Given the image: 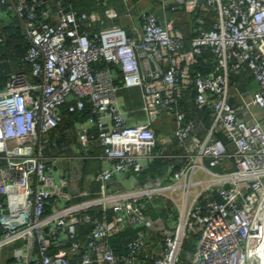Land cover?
Returning a JSON list of instances; mask_svg holds the SVG:
<instances>
[{
    "label": "built area",
    "instance_id": "built-area-1",
    "mask_svg": "<svg viewBox=\"0 0 264 264\" xmlns=\"http://www.w3.org/2000/svg\"><path fill=\"white\" fill-rule=\"evenodd\" d=\"M6 1L0 27L10 14L20 22L30 68L0 83V254L13 250L0 264H27L30 238V264H264V0H123L135 13L126 26L106 25L112 7ZM245 69L256 86L237 92L231 77ZM125 88L140 90L144 120L130 122ZM86 105L73 121L77 148L60 149L58 128ZM81 160L107 163L89 179L96 199L70 191ZM157 160L168 169L150 175ZM116 173L136 181L115 187ZM99 203L100 216L87 210ZM160 206L158 227L150 210ZM82 223L92 225L84 243ZM127 228L134 235L116 252L107 238Z\"/></svg>",
    "mask_w": 264,
    "mask_h": 264
},
{
    "label": "trees",
    "instance_id": "trees-1",
    "mask_svg": "<svg viewBox=\"0 0 264 264\" xmlns=\"http://www.w3.org/2000/svg\"><path fill=\"white\" fill-rule=\"evenodd\" d=\"M61 1L65 6L64 7L65 10L74 9L78 12L81 10H86L87 12L88 11L90 12L91 10H98L100 13L104 14V10L106 8L112 7L117 11L118 14L121 13L122 11L123 12L125 11V4L123 0H108L107 2H103V3H99L94 0H61ZM6 4L7 1L5 2V4L0 2V10H4ZM0 35H3V40L0 41V83H3L7 79L8 74L11 72L29 71L30 65L22 60V57L24 56L25 51L29 46V40L20 22L12 14L9 15V19L7 23L0 27ZM122 91L124 92L127 98L129 97L128 100H132L133 103H136V101L140 99V92L138 88H125L122 89ZM89 112H90L89 106L86 105L81 112L69 113L68 115H66L67 125H70L71 126L70 128L73 129V121L74 122L83 121L84 118H86V116L89 114ZM64 128L65 130L68 129L66 126ZM59 130L61 131L60 127L58 128V131ZM90 132H92L90 136L91 135L94 136L96 133L95 128H92ZM92 138H95V136ZM100 150H101L100 147L98 146L95 147V151H100ZM157 161L162 162L160 160ZM149 168L150 167H148V169ZM89 197H91V195L88 197L82 196L83 199H89ZM147 204H151V203H147ZM87 210L97 216H100L102 214V211L99 208L98 204L91 205L90 207H88ZM150 213L151 215L154 214L152 210H150ZM156 216L160 217L161 219L164 218V212L161 206L157 210V213L155 212L154 217ZM91 227L92 225L90 223H82L77 225L76 238L81 243H84L86 241L87 235L91 230ZM153 229H151L150 231L154 232ZM133 235H134V229L127 228L126 230L121 231L119 233L109 235L107 239L111 247L116 252H122L126 250V244ZM22 243H24L23 240H18L14 243V245L19 246ZM183 245L185 247H192V241L185 240Z\"/></svg>",
    "mask_w": 264,
    "mask_h": 264
},
{
    "label": "crops",
    "instance_id": "crops-1",
    "mask_svg": "<svg viewBox=\"0 0 264 264\" xmlns=\"http://www.w3.org/2000/svg\"><path fill=\"white\" fill-rule=\"evenodd\" d=\"M81 11L87 12L86 10H81ZM231 78L235 84L234 85L235 91L237 92L248 93L251 91V89H253L256 86V83L253 77L251 76V74L248 72L247 69L240 71L239 73L233 75ZM128 98L125 96L122 90L118 92L119 102L125 108L129 110H132V109L134 110L131 113L133 116H131L130 122L144 120L145 119L144 114L139 109V107L141 106V97L138 101H136V103H133L132 100H128ZM231 102L235 105V107L239 109V113L244 112L243 110L244 104L242 101L240 102L235 97V99L233 98ZM253 110H257V109L253 108ZM257 113L259 116H261L260 120L264 124V115H262V112L259 110H257ZM241 114H244V113H241ZM65 126L68 128L67 130H65L64 128ZM70 127L71 126L67 125V123H63L60 126L61 131L60 130L58 131L59 133L57 135L56 142L58 144V147L62 150L65 149V147L67 148L70 147L71 150H72V147L74 148V150L77 148V137L74 134V130ZM170 130H171L170 124L165 123L162 127H158L157 134L161 135L163 133H168L170 132ZM90 133L92 134V132ZM106 164L107 163L104 160H81L79 162L77 161L76 163L72 164V167H74L75 175L77 174L74 179L73 185L70 187V191L74 195V198L75 196L77 198V199H74V201H77V200L84 201V200L96 199L97 197H99L100 189L98 188L97 183L90 184L89 179L93 172L95 173L101 170L102 168L106 167L107 166ZM148 167L150 168L148 169ZM145 168L147 169V172L153 176L162 175L163 173H166L168 169L165 162H158V161H152L148 163ZM135 181H136V177L134 173H126V174L116 173L112 176L109 183L115 187H120V186L127 187V186H131V184L134 183ZM72 188L74 191H72ZM90 195L91 197H89V199L82 198V196L88 197ZM98 206L100 209L102 208V205L100 203L98 204ZM154 216H155V213L151 216L150 219L152 221L156 220V222L158 223V227H160L162 219L160 217H157V216L154 217ZM24 244H25V241L21 245H24ZM187 249L193 250V247H187ZM12 252H13L12 248L4 249V251L0 254V256L2 255L1 260L12 261L13 259L10 258V256L12 255ZM8 255H9V258H8Z\"/></svg>",
    "mask_w": 264,
    "mask_h": 264
},
{
    "label": "rangeland",
    "instance_id": "rangeland-1",
    "mask_svg": "<svg viewBox=\"0 0 264 264\" xmlns=\"http://www.w3.org/2000/svg\"><path fill=\"white\" fill-rule=\"evenodd\" d=\"M137 3V7H143V8H150V7H154L155 5H157L154 2H150L148 0H136ZM135 13L134 14H127L126 12L123 13V11L121 13L118 14V16L113 19V20H106V25L109 24H118V25H127L128 23H132V20L134 19ZM232 88V86H231Z\"/></svg>",
    "mask_w": 264,
    "mask_h": 264
},
{
    "label": "water",
    "instance_id": "water-1",
    "mask_svg": "<svg viewBox=\"0 0 264 264\" xmlns=\"http://www.w3.org/2000/svg\"><path fill=\"white\" fill-rule=\"evenodd\" d=\"M25 34H26V32H25ZM26 35H27V34H26ZM27 38H28V36H27ZM72 191H74L73 188H72ZM26 238H27V237H24V239H26ZM33 243H34L33 239L30 238V239H29V250H28V258H27L28 262H27V264H30L31 255H32V250H33Z\"/></svg>",
    "mask_w": 264,
    "mask_h": 264
}]
</instances>
